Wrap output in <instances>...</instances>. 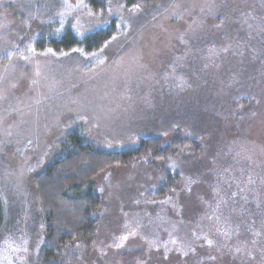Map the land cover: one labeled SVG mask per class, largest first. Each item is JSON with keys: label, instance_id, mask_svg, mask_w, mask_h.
Returning a JSON list of instances; mask_svg holds the SVG:
<instances>
[{"label": "rangeland", "instance_id": "1", "mask_svg": "<svg viewBox=\"0 0 264 264\" xmlns=\"http://www.w3.org/2000/svg\"><path fill=\"white\" fill-rule=\"evenodd\" d=\"M104 29L112 31V38L95 53L36 46L41 38L69 32L81 40ZM206 35H218L220 42L207 50L192 48ZM243 35L264 51V0H139L132 6L122 0H0V199L5 214L0 264H29L42 242L33 179L62 155L69 133L78 131L92 150L101 152L133 147L152 136L169 140L170 124L178 119L169 103L193 93L187 75L191 65L202 63L194 58L217 59L233 51ZM214 74L208 78H216L217 69ZM190 75L197 81L194 71ZM199 88L203 93V85ZM244 93L254 102L249 109L256 116L248 128L253 131L228 146L239 151L237 166L215 169L213 180L245 177L242 182L254 193L258 176L264 188V88L259 95ZM216 106L211 111L201 106L200 112L217 111ZM213 142H206L212 152ZM173 163H136L95 178L102 205L98 226L92 237L63 250L62 264H223L220 239L194 246L186 224L172 217L183 210L186 218L192 206L182 194L193 200L200 188L201 198L195 200L214 205L215 216L230 192L206 184L208 177L198 170L187 190L160 198L158 177Z\"/></svg>", "mask_w": 264, "mask_h": 264}, {"label": "trees", "instance_id": "2", "mask_svg": "<svg viewBox=\"0 0 264 264\" xmlns=\"http://www.w3.org/2000/svg\"><path fill=\"white\" fill-rule=\"evenodd\" d=\"M122 1L132 6L139 0ZM221 16L220 13L219 21ZM248 34L252 36V33ZM242 37L244 35L237 43H233V51L217 59L207 57L206 60L204 57L200 60V55L194 58L195 62L198 59L202 63L191 65L197 70L198 74L190 69V73L195 72L197 81L192 79L190 73V76L187 75L193 93H185L186 96L176 97V101L169 103L178 112V119L172 120L169 132L161 129V133L166 134V131L170 134L169 140L162 139L163 135L152 136L141 138L133 147L101 152L92 150L78 131L65 137L61 144L62 155L33 179L43 240L35 247L29 264H62L63 250L74 245L80 238L93 236L99 223L98 213L102 205L92 181L103 172L136 163H146L149 166L160 163L168 166L165 164L168 162L179 163L178 166L173 163L160 172L157 180L161 182L158 195L162 199L173 196L172 192L176 189L187 190L192 181L197 179L198 170L203 172V178L208 177L203 179L206 184H213L221 191L228 189L230 192L228 197H222L224 203H220L221 214L215 216L210 211L214 205L211 206L206 201L204 206L202 202L195 200L197 197L201 198L198 194L200 188L195 190L197 194H194L196 198L193 200H187L182 194L183 201L192 206H187L186 218L181 213L183 210H177L172 219L186 224L187 236L190 241L195 242L194 246H205V243L218 238L223 246L222 249L218 248L222 251L220 255H223V264H239L241 261L243 264H264V188L259 183L261 179L259 176L256 178L257 192L254 193L242 182L245 177H235L237 173H234L235 178L231 175L220 180L218 175L219 181L213 180L214 174L217 175L216 171L222 172L223 168L225 171V166L230 164L237 166L239 151L230 150L228 146L250 132L251 129L248 128L253 125L256 112L249 108L252 109L254 102L248 101L246 96L249 95L244 92L251 91L259 95L264 88L263 79L259 77V72L264 67V51L260 52L259 48L256 50L258 45L243 40ZM111 38L110 29L98 31L81 40L66 32L60 37L41 38L36 46L38 50L66 53L81 49L91 54L100 51ZM219 42L218 35H206L191 46L193 48L198 45V50L202 51L215 47ZM216 69L219 75L208 78L215 75ZM202 85L203 93H199L196 89H201L199 87ZM209 88L213 94L209 95ZM215 105L217 111L200 112L202 107L211 111ZM150 123L154 128L157 126L155 118H151ZM208 141H214L212 148L215 151L212 152L206 146ZM241 171L244 176L247 175L245 169ZM231 196H234L233 200H230ZM172 203L177 208L174 201ZM180 205L183 206L182 202ZM157 207L161 206L155 208ZM163 208L164 206L161 209ZM205 211H209L208 215ZM4 218V206L0 199V231L4 226ZM193 251L196 253L194 247Z\"/></svg>", "mask_w": 264, "mask_h": 264}]
</instances>
